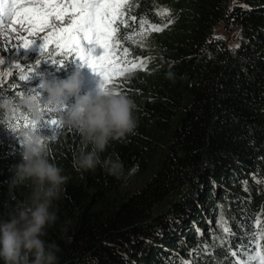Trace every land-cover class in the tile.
<instances>
[{
  "label": "trees",
  "instance_id": "trees-1",
  "mask_svg": "<svg viewBox=\"0 0 264 264\" xmlns=\"http://www.w3.org/2000/svg\"><path fill=\"white\" fill-rule=\"evenodd\" d=\"M127 3L128 26L116 40L120 50L128 48L127 59L146 68L116 76L105 88L134 102L137 126L100 154L101 160L118 157L127 178L99 166L77 171L81 135L63 126L59 106L48 113L42 104V119L51 115L60 126L37 134L50 162L69 178L44 239L57 246L58 264H243L264 252V0ZM141 20L163 30L140 35ZM40 37H30L35 43L15 62L31 78L19 81L20 69L10 68L12 75L0 79V100L18 101L21 91L34 90L43 102L42 82L77 70L81 95L101 88V76L86 63L55 53L51 58L63 66L46 62ZM83 46L94 56L103 51L87 41ZM74 103V97L67 101ZM31 121L22 108L11 119L0 111V219L30 192L10 182L22 162L18 133Z\"/></svg>",
  "mask_w": 264,
  "mask_h": 264
},
{
  "label": "clouds",
  "instance_id": "clouds-1",
  "mask_svg": "<svg viewBox=\"0 0 264 264\" xmlns=\"http://www.w3.org/2000/svg\"><path fill=\"white\" fill-rule=\"evenodd\" d=\"M40 86L47 93L43 102L31 93L24 94L18 101L14 98L0 100V111L6 119H11L17 108H22L38 125L43 118L42 104L53 109L62 107L63 126L76 130L82 137L83 147L73 161L77 171L94 172L99 166L118 180L126 179L118 157L101 160L100 154L111 141L122 140L134 132L137 126L134 102L115 89L100 88L95 94L81 95L78 70L66 79L44 81ZM73 97L75 103L69 107L67 101ZM18 136L22 162L13 169L10 183L13 187L26 185L30 192L16 202L7 219H0V261L3 264H58L57 246L44 237L47 228L58 219L53 204L61 198L69 178L62 174V168L50 162L47 146L37 131L32 127L23 129Z\"/></svg>",
  "mask_w": 264,
  "mask_h": 264
},
{
  "label": "snow or ice",
  "instance_id": "snow-or-ice-1",
  "mask_svg": "<svg viewBox=\"0 0 264 264\" xmlns=\"http://www.w3.org/2000/svg\"><path fill=\"white\" fill-rule=\"evenodd\" d=\"M129 7L127 0H0V25L12 32H17L16 26L19 25V29L27 32L29 37L45 33L40 37L42 41L40 56L47 53L49 59L45 60L46 62L62 67L64 60L57 61L51 58L52 53H55L61 57H72L86 63L89 68L101 76L103 81L101 89H105L106 83L113 82L114 77L138 68L142 70L146 68V63L143 61L127 59L130 55L128 48L120 50L116 40L118 29L121 26H128L125 9ZM131 19L135 20L136 17H131ZM139 28L140 35H143L145 31L163 30L151 24H148L146 28L144 20L140 21ZM19 39L23 43L16 50L28 49L36 41V39L23 36ZM128 39L131 40L133 37L129 36ZM215 39H223V37H215ZM84 41L99 46L103 50L102 53L94 56L91 52H86L83 46ZM50 45L53 46L51 53L49 52ZM40 62L41 60L38 59L28 71L31 74L34 73ZM4 64L5 60L0 57V65ZM15 67L20 69L19 81H27L31 78V75L24 73L19 63H16ZM6 75H12V73L9 72ZM12 84L21 89V84L17 80L13 79ZM30 93L35 98L40 96V93L34 90ZM20 94L23 96L25 93L21 91ZM56 110L46 108L48 113ZM60 110L63 111V108L60 107ZM31 125L35 131L46 126L55 130L60 126V121L49 115L38 125L31 121ZM50 137L54 138V135ZM257 223L259 224V221ZM224 231L227 232L229 229L224 228ZM261 238H264V233L261 234ZM232 255L236 253L233 252ZM250 261L264 264V252H256L255 255L249 256L248 261L243 264H249Z\"/></svg>",
  "mask_w": 264,
  "mask_h": 264
},
{
  "label": "rangeland",
  "instance_id": "rangeland-1",
  "mask_svg": "<svg viewBox=\"0 0 264 264\" xmlns=\"http://www.w3.org/2000/svg\"><path fill=\"white\" fill-rule=\"evenodd\" d=\"M17 27V32H12L10 29L5 28L3 25H0V57L5 60L4 65H0V79L6 72L10 69V66H15L16 58L18 52L27 51V49H19L16 48L23 43L20 36L27 37V32H22L19 29V25ZM45 33L38 34L39 36H43ZM30 39V37H27ZM39 43H42L40 41ZM11 67V68H12Z\"/></svg>",
  "mask_w": 264,
  "mask_h": 264
}]
</instances>
